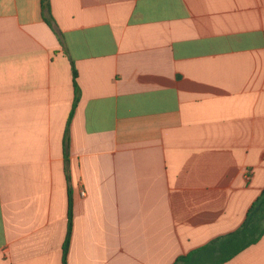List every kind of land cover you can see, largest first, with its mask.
Returning a JSON list of instances; mask_svg holds the SVG:
<instances>
[{"label":"crops","instance_id":"obj_1","mask_svg":"<svg viewBox=\"0 0 264 264\" xmlns=\"http://www.w3.org/2000/svg\"><path fill=\"white\" fill-rule=\"evenodd\" d=\"M0 0V264H173L264 189V0ZM72 68L76 70L78 97ZM222 264H264V233Z\"/></svg>","mask_w":264,"mask_h":264},{"label":"trees","instance_id":"obj_2","mask_svg":"<svg viewBox=\"0 0 264 264\" xmlns=\"http://www.w3.org/2000/svg\"><path fill=\"white\" fill-rule=\"evenodd\" d=\"M44 12H49V0H41ZM76 70L72 68L74 86V104L78 97ZM71 201L68 203V217L65 239L63 243L62 264H65L67 249L71 237ZM264 233V189L260 192L247 211L245 222L236 231L211 240L185 255L176 258L173 264H222L230 260L240 251L256 243Z\"/></svg>","mask_w":264,"mask_h":264}]
</instances>
